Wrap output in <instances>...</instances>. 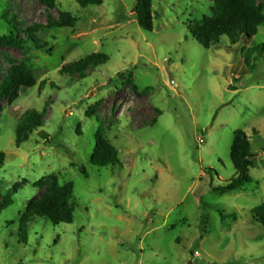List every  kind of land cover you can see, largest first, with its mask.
Segmentation results:
<instances>
[{"label": "rangeland", "instance_id": "374dc122", "mask_svg": "<svg viewBox=\"0 0 264 264\" xmlns=\"http://www.w3.org/2000/svg\"><path fill=\"white\" fill-rule=\"evenodd\" d=\"M137 1L82 8L57 0L50 9L0 0L1 35L38 26L48 45L0 49L3 78L22 63L36 77L15 104L0 100V264H264V227L253 216L264 205V50L253 51L264 46V24L252 39L224 37L205 49L190 27L214 4L152 0L146 32ZM253 1L264 13V0ZM62 13L74 27L50 26ZM94 54L109 61L61 74ZM30 110L46 113L45 126L18 148L16 129ZM237 130L252 144L253 182L215 193L237 175ZM100 138L118 150V166L91 164ZM54 180L74 183V222L38 218L21 241L22 214Z\"/></svg>", "mask_w": 264, "mask_h": 264}, {"label": "trees", "instance_id": "16d2710c", "mask_svg": "<svg viewBox=\"0 0 264 264\" xmlns=\"http://www.w3.org/2000/svg\"><path fill=\"white\" fill-rule=\"evenodd\" d=\"M50 9L56 7L57 0H41ZM214 4L212 16H204L199 21H194L190 31L198 39L205 49H211L221 43L224 37L234 39L235 37L252 39L257 36L259 28L264 24V13L261 7L256 6L253 0H207ZM82 8L89 6H99L102 0H78ZM136 17L140 28L146 32L154 29L153 2L152 0H138L136 6ZM77 20L70 13H62L60 21L49 23L56 27H74ZM40 27H34L25 31L24 36L19 30L13 28L7 35L0 34V49H17L24 51L29 45H34L38 50L48 48L47 43H41L38 39ZM264 50V46L253 49L254 52ZM51 53V49L48 51ZM109 61V57L102 54H94L85 57L80 62L65 66L61 74H83L90 67H98ZM3 63L0 54V100H6L11 106L15 104L25 88L36 86L34 71L25 63L13 66L8 75L3 78ZM137 92L136 86L132 85ZM98 105L92 106L86 113L91 117L96 113ZM45 112L30 110L19 120L16 129V146L20 148L30 140L31 135L45 126ZM230 159L237 171V175L230 181L215 187V193L227 194L238 191L250 185L253 180L249 176L250 169L255 167V155L252 151V144L249 136L243 130L234 133L230 150ZM5 155L0 153V165L4 163ZM120 163L118 150L106 139L100 138L97 141L96 149L91 158V164L99 168L116 167ZM217 176V173L210 170ZM75 186L73 182L59 185L56 180L52 181L45 194L30 203L22 214L19 221V239L27 242L28 224L38 218L48 220L52 225L72 224L74 222L75 207L72 205L74 199ZM256 223L264 227V205L253 210Z\"/></svg>", "mask_w": 264, "mask_h": 264}, {"label": "water", "instance_id": "95a60500", "mask_svg": "<svg viewBox=\"0 0 264 264\" xmlns=\"http://www.w3.org/2000/svg\"><path fill=\"white\" fill-rule=\"evenodd\" d=\"M173 83V82H172Z\"/></svg>", "mask_w": 264, "mask_h": 264}]
</instances>
